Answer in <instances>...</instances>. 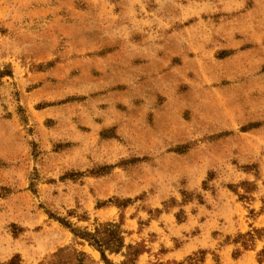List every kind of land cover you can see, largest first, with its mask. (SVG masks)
Wrapping results in <instances>:
<instances>
[{"label":"rangeland","instance_id":"1","mask_svg":"<svg viewBox=\"0 0 264 264\" xmlns=\"http://www.w3.org/2000/svg\"><path fill=\"white\" fill-rule=\"evenodd\" d=\"M107 222L264 264V0H0V264H105Z\"/></svg>","mask_w":264,"mask_h":264},{"label":"trees","instance_id":"2","mask_svg":"<svg viewBox=\"0 0 264 264\" xmlns=\"http://www.w3.org/2000/svg\"><path fill=\"white\" fill-rule=\"evenodd\" d=\"M63 225L71 228L68 224L63 223ZM122 226V222H107L98 224L93 232L77 229H73L72 232L77 239L97 250L101 255V260L105 264H114L109 258L111 255L122 256L124 259L120 264H137L139 257L146 252V247L142 244H126V232L123 230ZM244 247L247 246L244 245ZM63 254L64 252H61L60 256ZM76 260V264H87L88 260L92 261L85 252H77ZM259 262L263 263L261 260H259ZM59 264L70 263L69 261L60 260Z\"/></svg>","mask_w":264,"mask_h":264},{"label":"crops","instance_id":"3","mask_svg":"<svg viewBox=\"0 0 264 264\" xmlns=\"http://www.w3.org/2000/svg\"><path fill=\"white\" fill-rule=\"evenodd\" d=\"M228 246H230V245H228ZM252 252H254V250H252V249L251 250H245L240 256L233 258L231 264H240ZM258 264H260L259 261H258Z\"/></svg>","mask_w":264,"mask_h":264}]
</instances>
